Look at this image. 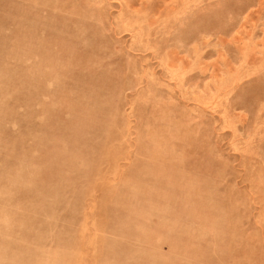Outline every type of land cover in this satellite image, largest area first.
Instances as JSON below:
<instances>
[{
  "label": "rangeland",
  "instance_id": "rangeland-1",
  "mask_svg": "<svg viewBox=\"0 0 264 264\" xmlns=\"http://www.w3.org/2000/svg\"><path fill=\"white\" fill-rule=\"evenodd\" d=\"M0 264H264V0H0Z\"/></svg>",
  "mask_w": 264,
  "mask_h": 264
}]
</instances>
